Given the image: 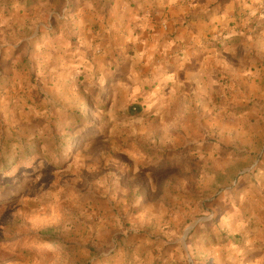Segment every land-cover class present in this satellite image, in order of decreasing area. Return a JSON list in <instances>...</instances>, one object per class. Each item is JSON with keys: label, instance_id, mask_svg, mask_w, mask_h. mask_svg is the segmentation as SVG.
Wrapping results in <instances>:
<instances>
[{"label": "rangeland", "instance_id": "obj_1", "mask_svg": "<svg viewBox=\"0 0 264 264\" xmlns=\"http://www.w3.org/2000/svg\"><path fill=\"white\" fill-rule=\"evenodd\" d=\"M121 1L78 0L111 48L56 71L49 15L0 13V264H264V0H149L183 38L148 58Z\"/></svg>", "mask_w": 264, "mask_h": 264}, {"label": "crops", "instance_id": "obj_2", "mask_svg": "<svg viewBox=\"0 0 264 264\" xmlns=\"http://www.w3.org/2000/svg\"><path fill=\"white\" fill-rule=\"evenodd\" d=\"M149 2V0H127L124 2L121 1L120 3V5L126 8V14L122 17L123 20L127 22V32L124 37H128L130 41L129 46H134L133 48L136 50L135 53H139L146 58L161 53L163 48H166L167 45H169V51L173 48L176 49L180 37L183 38L182 36H175L176 40L171 44V40L167 39L168 37L163 33L161 25L158 23V19H160L159 17L161 16L159 15V11H152ZM1 3H5L3 7H1V14H12L15 3H21L27 11L32 8L42 9L49 15L48 22H45V24L39 22L36 25H33V30L36 32L34 31L30 37L24 38L21 42V44H30L35 41L36 44L43 42V44L48 47V49H45L46 56L42 59L45 61V68H49V71L57 70V63L63 59V56L65 57L66 55L72 54L73 58H79L78 61L74 60L78 63L79 61L82 62V56L88 54L92 55L96 53L97 50H99V52L102 50L108 51V49L111 48V45L105 40H100L99 42L95 41L100 35L92 29V18H90V22L83 21L82 13L83 10L86 11V8L83 9L82 7L87 6L89 3L83 5L82 2H78V0H8ZM2 4L0 5L2 6ZM118 4L119 0H109L107 3V5L111 6L112 11H117L116 8L118 7ZM88 8L92 9V4H90ZM69 19L73 20V29L78 38L73 42L67 41L65 39V33L58 29V26L64 27L66 21ZM209 34L210 32L205 34L204 31L198 32L197 30H192L186 33L185 38L188 35L191 37L188 48L195 51L201 50V52H209L207 48L211 43L205 42L204 40ZM200 39H202V41H200ZM1 40L2 39H0V41ZM162 40H164V42ZM232 40L237 39H229L228 41ZM56 41L57 43H55ZM226 43L228 44V42ZM18 44L21 45L20 43ZM18 44L0 43V57H3L2 53L9 51L12 52V55L14 56L13 58H19L22 54L17 50L19 47ZM229 44L231 45L232 43ZM131 48L128 47V51ZM2 59L6 58L3 57ZM8 61L10 60L8 59Z\"/></svg>", "mask_w": 264, "mask_h": 264}, {"label": "trees", "instance_id": "obj_3", "mask_svg": "<svg viewBox=\"0 0 264 264\" xmlns=\"http://www.w3.org/2000/svg\"><path fill=\"white\" fill-rule=\"evenodd\" d=\"M126 112L129 116H135L141 112V107L137 103H134L127 108Z\"/></svg>", "mask_w": 264, "mask_h": 264}]
</instances>
